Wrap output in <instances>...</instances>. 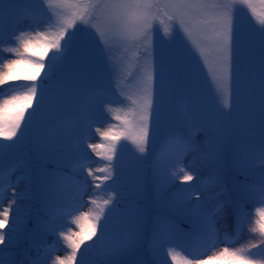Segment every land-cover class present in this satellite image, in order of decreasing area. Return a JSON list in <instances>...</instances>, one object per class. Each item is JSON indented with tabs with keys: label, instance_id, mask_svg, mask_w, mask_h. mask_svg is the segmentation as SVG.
Returning a JSON list of instances; mask_svg holds the SVG:
<instances>
[{
	"label": "trees",
	"instance_id": "1",
	"mask_svg": "<svg viewBox=\"0 0 264 264\" xmlns=\"http://www.w3.org/2000/svg\"><path fill=\"white\" fill-rule=\"evenodd\" d=\"M2 3L4 7L0 9V17L10 8L8 0H0V4ZM18 5L16 10L19 11L20 23L8 34L14 32L11 38L0 44L3 50L2 56L6 55L4 60L17 58L8 49L19 47L16 38L21 33L31 38L37 32L54 30L52 24L55 20L53 19L50 24L49 15L40 14L37 18L33 12L34 5L24 6L23 2ZM253 5L257 15L264 16V3H261V0H253ZM75 38L82 41L83 34L74 35L71 41ZM168 47L173 49L172 41H168ZM34 51H43V49L36 45ZM52 54V51H49L44 56L43 62L46 65ZM72 55L70 45L62 63L50 78H45L47 67L41 71L36 82L43 92V99L37 103L40 100L38 95L33 100L32 108L27 109L25 120L21 123L22 132L18 131L19 140L0 158V168L5 172V184H11L5 194L6 206L1 207L0 212L15 201L9 211L8 223L0 229L6 233L4 244L0 245V248L5 249V259H7V252L11 251L15 254L18 264H31L32 261L48 264L50 256L49 259L45 256L54 247H57L60 257L70 255L71 249L60 236L61 232L71 235L69 226L63 223L61 212L79 204L81 200H86L89 204L87 212L84 213L98 211L96 204L92 201L102 203L110 196L112 203L105 210L106 220L102 218L100 222H96L92 217L89 222L80 219L85 231L89 230L90 223H95L96 235L81 245L73 264H171V257L167 255V250L175 248L181 252L175 240L176 233L183 240L189 241L192 247L202 244L204 240L210 242L203 232L197 230L199 218L193 214L197 206L211 210L218 201L225 200L230 203L225 212L218 213L217 217L225 227L229 228V233L237 229L235 207L241 206L246 214H251L243 223L237 243L225 246L238 247L241 243L259 239L257 234L250 233L248 229L256 218L255 210L264 207V204L245 199L239 189L242 183H258L264 177V164L257 162L248 175L241 174L237 170L235 166L237 153L241 150H251L250 145H246L247 130L243 128L242 120L235 124L236 131H233L231 142L233 149H223L226 137H224L225 130L221 123L213 121L208 125L207 132L216 138L222 137L223 145L219 156H215L214 160H211L212 163L204 167L207 170L200 168L192 170L186 166L188 164L184 165L185 168L190 169L188 173L200 176L197 181L186 184L178 178L174 181L170 179L172 173L181 174L183 161L181 162L178 158L180 151L184 150L185 156H188L190 151L192 154L193 151L191 146H186V142H189L195 133L193 129H186L189 111H193L189 108L201 104L204 100L200 90L193 84L194 81H187L190 82L191 88L181 85L179 68L174 75L176 79L172 91L167 96L168 102L158 105L157 110L160 109L164 113L153 117L150 122L148 143L144 153H139L135 145L123 147L118 141L112 161L104 158V155L109 154L106 149L98 148L92 154L88 147L89 135L86 132L87 127L93 126L89 117L84 121L80 138L72 132H62L65 138L62 140L67 139L69 142L67 147H65L66 144L64 145L65 148L58 147L59 140H54L53 136L57 128L64 127L66 113L70 110L74 111L73 113L82 111L79 106L69 108L67 100L69 101L70 97L66 95L67 97L61 99L54 87L57 84V88L61 91H68L66 88L68 84L60 79L59 74L61 72L67 74V65L72 61ZM254 62L258 66V62H264V59L262 57L260 61L257 59ZM162 64L163 70L157 75L158 77H161L166 70V65ZM31 71L34 70L21 66L20 74H30ZM28 83L30 82L17 80L0 87L5 90L13 85ZM12 90L13 87L9 88V92L5 95H11ZM191 96L194 97L192 101ZM82 101L86 102V100ZM58 102L64 105L65 113H62L60 117H53V114L60 110ZM80 105L84 106L83 103ZM115 123L109 120L103 127H99L98 124L96 126L102 132L112 130L114 134L121 133L122 130L117 129ZM212 125L217 128L211 130ZM207 132L201 136H208ZM111 143V140L102 137L94 141V144L110 145ZM210 147L215 149L213 144ZM97 152L104 155H97ZM203 156L204 164L209 157ZM81 164H83L82 168ZM89 168L92 170V175L88 174ZM108 168L111 170V179L101 183L98 178L108 175V171L98 170ZM10 169H15L11 175L12 180L7 176ZM53 174L59 178V181L55 193L50 195L47 190V178ZM213 176L219 177L218 183L205 182ZM233 179H236L234 192L229 186V181ZM97 184H100L99 188L96 187ZM218 193L219 196H217ZM108 209L111 211L109 212ZM77 217H80V214ZM14 219L19 221L17 230L10 231L13 228ZM160 220L168 223L174 235L170 242L156 244L153 231ZM105 222L106 233L102 232V225ZM75 226V233L80 232V227L76 223ZM132 234H135L134 242L125 247H116ZM231 235L229 234V237ZM259 254H264V248ZM189 258L192 257L189 256ZM52 264H55V259Z\"/></svg>",
	"mask_w": 264,
	"mask_h": 264
},
{
	"label": "snow or ice",
	"instance_id": "2",
	"mask_svg": "<svg viewBox=\"0 0 264 264\" xmlns=\"http://www.w3.org/2000/svg\"><path fill=\"white\" fill-rule=\"evenodd\" d=\"M41 3L45 4L48 9L53 7L61 9V11L50 15L48 18L50 24L53 19L55 20L54 24H52L54 30L37 32L31 38L21 33L16 38L19 47L8 49L17 58L4 60L3 56H0V69H3L0 70V86L17 80L30 82L24 85H13L11 95L0 94V158L19 140L18 131L22 132L21 123L25 120L27 109L32 108L33 100L38 95L40 100L37 103H40L43 99V92L40 90V85L36 82L41 71L47 67L48 71L45 72L46 79L50 78L56 71L67 54L71 38L75 35L78 25L91 30L95 34L105 61L109 63L115 74L116 65L112 59L110 41L116 38H121L126 42L135 41L148 30L153 29L155 17L162 9H171L173 15H169L168 19L176 22L173 29H164L169 36L174 35L176 31L188 33V30L182 27L186 18L191 19L193 16L204 13L209 9L221 10L214 13L216 23L210 37V50L213 53L212 61L209 62L203 49H200L199 54L201 62L210 73V79L213 81L221 103L225 108H230L236 58L235 5L237 0H231V3L227 5L217 3L215 0H41ZM239 3L249 5L251 8V0H239ZM261 3H264V0H261ZM9 6H11V0H9ZM3 7L4 3L0 4V9H3ZM251 10L255 15V9ZM258 23L261 25L262 34H264V16L258 19ZM36 45L42 48L43 51H34ZM49 51H52L53 54L46 65L43 60ZM21 66L28 67L34 71H31L30 74L22 75L20 74ZM141 72L139 95L136 99L131 100L133 107L124 117H114V119L121 120L126 125L125 130L118 134H114L112 130L101 132L102 138L111 140L112 143L110 145H88L93 151L98 148L106 149L109 154L104 155L101 152H97V155H104V158L108 161H112L116 151V143L121 138L131 140L139 153L146 151L150 122L155 111L156 75L151 52H145V63ZM99 131L97 129V132ZM222 145L223 138H215L213 147L217 152V156H219ZM186 146H190L189 142H186ZM257 162L264 164V137H262L258 148L238 152L235 166L241 174L248 175L253 171ZM82 167L83 164H81ZM14 170L10 169L8 171L7 176L9 178ZM106 170L108 175L98 178L101 183L111 179L110 168L99 169L98 171L103 172ZM180 172L183 174L172 173L170 179L174 181L178 178L185 183L193 180V176L183 168L180 169ZM88 174L92 175L90 168L88 169ZM58 181L59 178L54 174L47 178V190L50 195L55 193ZM205 182L218 183L219 177H210ZM8 187H11V184H5V172L0 168V203H2ZM96 187L99 188L100 184H97ZM239 190L245 199L264 204V177L258 183H242ZM12 191L15 192V189L12 188ZM219 195L218 193L217 196ZM14 203L15 201L0 212V229H3L8 223L9 211ZM92 203L96 204L98 211L81 213L80 217L73 219V223L80 227V232L71 235L60 233L67 247L71 249V253L65 257L57 256L55 264H73L81 245L96 235V224L90 223L89 230L85 231L80 219L89 222L92 217L95 218L96 222H100L102 218L106 220L105 210L112 203V197L110 196L109 199L104 200L102 203H97V201H92ZM229 203L230 201L227 200L218 201L211 210L197 206L193 212L199 218L197 230L203 232L210 243L203 249H198L191 253L193 258L178 252L175 248H169L167 255L171 257V264H264V254L254 251L264 247V207L255 210L256 218L248 229L250 233L257 234L259 239L241 243L238 247L225 246L218 251H212L211 255H205L207 251L215 248L219 240L215 228L217 214H223ZM108 211L110 212L111 209H108ZM234 215L237 222V232L239 233L242 231L246 217L251 214H246L241 206H237L234 208ZM18 222L16 219L13 220V228L10 231L17 230ZM102 232H107L106 222L102 225ZM173 235L172 229L165 220L158 221L154 226L153 239L156 244L170 242ZM5 239L6 233L0 231V245L4 244ZM238 239V235L236 237L226 236L224 243L225 245L235 244ZM134 240L135 234H132L116 247H125L134 242ZM6 256L7 259H5V249L0 248V264H18L14 253L8 251ZM201 256L203 259L195 258ZM31 264H38V261H32Z\"/></svg>",
	"mask_w": 264,
	"mask_h": 264
},
{
	"label": "rangeland",
	"instance_id": "3",
	"mask_svg": "<svg viewBox=\"0 0 264 264\" xmlns=\"http://www.w3.org/2000/svg\"><path fill=\"white\" fill-rule=\"evenodd\" d=\"M20 2H23L24 6L28 7L34 5V12H36L35 16L37 18L40 17V14L50 16L61 11V9L55 7L48 9L45 4L41 3V0H11L12 6H10L7 13H2L0 17V42L6 37V34L10 33L12 28H15L20 23L19 11L16 10ZM215 2L227 5L231 3V0H215ZM251 9H255L253 0H251V8L249 5L241 4L237 0L235 5L236 58L230 108H225L221 103L213 81L210 79V73L201 62L199 54L200 49H203L209 62L212 61L213 53L210 50V37L216 23L214 13L221 10L209 9L204 13L193 16L191 19L186 18L182 27L186 28L188 33L176 31L174 35L169 36L164 29H173L176 22L168 19L169 15H173L171 9H162L155 17L153 29L148 30L135 41L126 42L121 38L110 41L112 59L116 65L115 74L113 70L109 74L105 73L106 68L112 69V67L105 61L95 34L91 30L78 25L75 35L82 30L85 31V35L82 41L76 38L74 41H70L73 59L67 65V74L64 72L59 74L60 79L68 84L66 87L68 91H61V89L57 88V84L54 87L61 99L66 95L71 98H69V101L67 100L69 108H77L78 105L82 111L73 113L74 111L70 110L66 113L65 122L59 119L60 122H63L64 127L57 128L53 136L54 140H59L58 147L65 148L69 142L67 139L66 141L62 140L64 138L62 132H72L80 138L84 121L87 117L92 118L95 126V129L89 134V144H94L96 138L102 137L100 135L102 131L97 132L96 124L99 127H103L106 122L112 120L116 122L117 129H121L122 132L125 130L126 125L121 120L114 119V117H124L133 107L131 100L136 99L139 95V80L142 77L141 69L145 63V52H151L156 67L155 111L153 117L164 113L160 109L157 110V108L159 104L168 102L169 98L167 96L172 91L177 68L180 69L181 73V85L191 88L190 82L187 81H194L197 85L196 88L200 90L201 95L205 99V101L202 100V103L196 106L197 109L195 111H189L190 117H187L186 129H194L196 135L192 138V154L190 151L188 156L178 157L183 161L182 167H184L185 171L188 172L190 169L197 170L199 168L207 170L204 167L212 163L211 160H214L215 156H217L215 149L210 147L216 137L207 132L208 125L213 123V121L224 126L226 141L223 149L232 148V131H236L235 124L240 120H242L243 128L247 130L246 143L250 144L252 149L258 148L262 137H264V62H258V66H256L254 60L258 59L260 61L262 57L264 59V34H262L261 25L258 23L260 16L257 15V10L255 9L256 14L254 15ZM169 39L174 42V50L168 47L167 42ZM0 50H2L1 46ZM2 54L3 50L0 51V56ZM162 63L166 65V70L161 77H158L157 75L163 70L164 65ZM185 82L186 84H184ZM101 86H103L104 91L101 94H97L95 89ZM1 89L2 87H0ZM106 92L108 95L107 99H110V101L103 98V94ZM197 94L199 93L197 92ZM82 99H86V102L84 103ZM190 100H193L192 96ZM81 103L84 106H81ZM57 105L60 110L58 113H54L53 117H60L62 113H65L64 105L62 106L61 102H58ZM215 128H217L215 125L210 127L211 130ZM205 132H207L208 136L202 137L201 135ZM119 143L123 147L134 145L131 140L124 138H121ZM65 144L66 146L64 147ZM89 149L94 154L93 149ZM92 154L90 153L91 157ZM202 156L209 157L204 164ZM184 165L189 166L190 169L185 168ZM189 174L192 176L196 175ZM196 177H193L192 181ZM10 180H12L11 177ZM235 181L236 179L229 181V186L233 192L235 190ZM4 205L6 206L5 196L2 203H0L2 208ZM88 208L89 204L84 201L77 207L70 208L64 212L62 220L64 224L69 226L70 234L75 233L76 229V226L67 223L70 216L76 215V212L80 214L87 212ZM69 213L71 214L69 215ZM215 226L218 227L216 231L219 237V244L214 249L207 251L205 255H211L212 251H218L223 248L224 239L229 235V228L225 227L218 217L216 218ZM175 240L179 244L180 251L185 255L190 256L193 253L188 248V242L183 240L178 233L175 234ZM198 249H203V247L199 246L196 250ZM48 254H50L46 257L49 259L50 256L48 264H52V261L57 256H60V252L57 249ZM195 258L203 259L202 256ZM41 264H45V262Z\"/></svg>",
	"mask_w": 264,
	"mask_h": 264
}]
</instances>
